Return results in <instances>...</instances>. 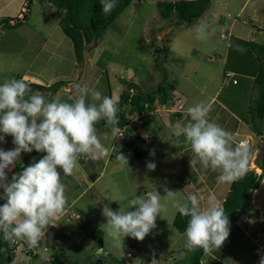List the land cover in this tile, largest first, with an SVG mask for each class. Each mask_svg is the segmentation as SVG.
Segmentation results:
<instances>
[{
  "label": "rangeland",
  "instance_id": "374dc122",
  "mask_svg": "<svg viewBox=\"0 0 264 264\" xmlns=\"http://www.w3.org/2000/svg\"><path fill=\"white\" fill-rule=\"evenodd\" d=\"M162 1L174 0H133L122 10L97 39V45L89 51L86 79L79 86L86 85L90 90L118 100L119 94L131 81L138 83L145 92L154 90L158 83H173L174 90L167 103L154 102V108L148 111L152 118L162 124L166 118L171 120V116H167L174 114L171 110L177 104L171 102L176 101L175 92L181 95L184 102L182 109L186 110L200 101L207 102V98L218 90L215 101L221 102L224 109H219L218 102H215L209 115L218 112L227 118L226 124H221V127L238 128L244 121L249 122L250 128L252 119L256 125L263 127L264 120L260 122L254 119L249 110L257 99V89L250 78L257 67L251 43L264 44V0H210L202 15L189 24L176 21L175 17L161 18L156 5ZM25 4L26 0H0V20L7 15H17L25 9ZM29 10L27 22L20 26L2 30L0 24V84L17 76L27 77L29 82L42 85L59 80L74 83L78 72L75 75L67 73L70 60H75L72 42L53 15L56 8L47 0H32ZM199 22L209 26L210 35L206 40L196 38L194 26ZM61 60H66L62 66ZM78 69L81 73L82 66L78 65ZM228 69L237 70L234 78L239 79V84L234 85L232 78H225ZM242 84H245L244 87ZM69 85L67 83L62 87L66 89L60 88L54 93H40H44L48 101L58 98L61 102L72 103L76 93ZM86 100L91 102L90 95ZM233 112L234 117L230 116ZM221 116L219 123L224 122ZM129 121L141 123L138 116H131ZM159 122L155 124L156 134L143 128L135 130L147 140L156 135L148 154L140 155L138 148L133 151L132 147H127L120 140L124 133L122 129L113 136L111 126L104 125L96 128L97 135L101 143L109 148L110 155L98 162L95 160V163L86 161L82 164L78 161L71 176L63 175L62 170L58 169L65 186L67 205L70 211L81 216L80 223L63 220L72 233V237L67 238L70 240L69 246L61 244L65 264H151L153 256L158 264H189L190 252L185 248V232L181 233L173 226L177 210L170 200L161 201L166 207L157 217L156 228L143 241L125 237L123 249L114 246L102 226L106 223L102 215L104 205L114 211L135 210L130 209L133 198H146V194L155 189L161 195L165 194V187L177 191L176 199L182 202L189 195L196 194L202 207L208 205L209 197H213L219 205L226 196L230 183H218V171L204 170L199 164L195 168L190 167L193 153L189 145L182 144L187 148L183 150L185 155L175 152L177 156H174V148L183 147L176 138L161 139ZM162 130L170 137L168 129L164 127ZM236 132L238 138H242L240 142L248 143L243 138L245 134L238 129ZM251 137L250 147L255 139L253 134ZM180 138L184 140L183 136ZM11 140L10 135L5 136L4 142H0V149L4 150ZM258 143L262 146V140H258ZM124 147L128 166H121L115 159ZM259 148L251 152L249 168L257 174L262 171L254 162L261 150ZM80 158L84 159V156ZM150 162L156 164L155 170L147 168ZM200 187L203 190H198ZM254 212L250 205L242 215L250 226L247 220L242 225L239 217L229 226L230 235L221 248L206 254L202 264H206L207 257L217 259V252L220 254L219 264H222L224 254L226 264H259L264 256V234L260 232L262 236H258L257 225L252 224V220L256 221ZM94 228L101 231V236H92ZM46 234L56 238L54 230L50 229ZM99 247L104 249L101 255H97ZM127 252L132 257H126ZM257 253L258 257L254 258ZM218 260L213 262L218 264ZM11 264L43 263L16 249Z\"/></svg>",
  "mask_w": 264,
  "mask_h": 264
},
{
  "label": "clouds",
  "instance_id": "9594fccd",
  "mask_svg": "<svg viewBox=\"0 0 264 264\" xmlns=\"http://www.w3.org/2000/svg\"><path fill=\"white\" fill-rule=\"evenodd\" d=\"M100 3L105 14L116 6V0H100ZM208 27L205 22L194 26L198 40L208 38ZM227 73L232 75L227 76ZM234 75L229 71L225 73L228 79ZM27 81V77L11 78L0 84V133L3 134L0 142L10 135L15 145L12 150L0 149V189H3L0 199L5 201L0 205V232L5 241L22 240L33 248L45 235V229L49 225L55 226L53 220L64 213L68 203L58 169L63 175L71 176L77 162H83L80 157L98 160L110 155L109 148L97 135L96 124L104 120L116 136L119 102L86 85L76 87L72 103L61 102L58 98L48 101L44 93L32 91ZM232 81L237 82L236 79ZM89 95L90 103L86 100ZM177 98L184 104L180 94ZM210 111V103H195L186 110L187 122L178 121L172 131L176 137L183 136L189 145L193 153L189 161L191 168L199 164L204 170L218 171V183H232L249 171L251 147L247 143L239 144L241 139L234 146L232 133L209 120ZM33 150L46 155L22 166L9 181L6 169L15 167L21 153ZM115 159L121 166L129 164L122 152H118ZM147 168L155 170L156 164L150 162ZM164 193L161 195L155 189L148 192L146 198L136 196L130 208L135 210L114 211L104 205L102 215L106 223L102 226L116 248L123 249L125 237L143 241L156 228L157 217L166 207L162 200L172 201L180 215L189 217L185 230V248L189 252L202 248L209 253L221 248L230 235V222L224 208L213 197H209L208 205L202 207L196 194L182 202L176 199L177 191L165 187ZM103 253V247L97 248V255ZM151 264H158L155 256ZM259 264H264V256Z\"/></svg>",
  "mask_w": 264,
  "mask_h": 264
},
{
  "label": "trees",
  "instance_id": "16d2710c",
  "mask_svg": "<svg viewBox=\"0 0 264 264\" xmlns=\"http://www.w3.org/2000/svg\"><path fill=\"white\" fill-rule=\"evenodd\" d=\"M51 5L56 8V12L53 14L59 26L66 36L71 39L73 52L77 65L83 63L82 53L84 49L89 51L97 45V39L102 36L106 31L107 26L113 22V20L125 9L133 0H116V6L107 14L104 13L100 0H47ZM32 0H26L25 9L21 10V16L4 17L0 20L2 29L10 27H17L27 22L30 4ZM210 0H174V1H162L156 5L158 14L163 19H171L175 17L176 21L181 23H192L197 20L202 13L208 8ZM13 21V22H11ZM93 38H96V42L93 45L86 46ZM251 49L254 50L257 59V67L254 73V85L257 89L256 103L251 106V115L254 119L260 122L264 120V44L251 43ZM81 74V73H80ZM21 76H17L16 79H21ZM233 78V77H232ZM32 91L35 92H56L61 87L66 86V82L59 80L49 85H42L38 83L28 82ZM75 90V89H72ZM174 90L173 83H158L156 88L152 91L145 92L139 88L138 83L133 81L129 82L124 90L119 94L118 107L119 111L117 117L119 124L117 127L124 131L120 140L125 142L126 146L132 147L133 151L136 147H139V151L142 155L150 153L147 139L135 130L143 128L146 132H153L155 129L154 118L148 113L150 109L154 108V102L156 99L162 104L167 103L171 98V91ZM172 101L171 103H175ZM174 105V104H173ZM180 111L175 112L177 114ZM131 116H138L141 119V123L130 122ZM152 118V121H150ZM253 121V119H252ZM250 128L258 136L264 139V126L259 127L255 124V120L252 122ZM151 122L154 125H150ZM106 125L104 120L97 122L96 128ZM132 128V129H131ZM129 133L125 135V133ZM125 149H120V152L125 153ZM46 153H38L33 150L31 153H27L23 156L22 162L17 165V172L22 170V166L26 167L41 159ZM262 169L260 174L255 173L253 170L249 171L235 182L230 183L226 196L221 200L219 206L223 207L225 214L229 219V226L234 223L243 212L251 205L252 195L254 190L259 186L264 175V153L258 163ZM11 179V177H10ZM2 201H0V205ZM189 217H185L179 214L177 211L173 218V226L181 233H184L188 223ZM67 219L59 218L58 226L54 228L56 239L50 241L52 253L47 257L46 262L40 261L43 264H65L63 248L64 237L67 236L64 231L66 227L60 228V221ZM80 223V222H78ZM83 223V222H81ZM101 231L98 228H94L92 236L97 238L101 236ZM53 235V234H52ZM55 238V237H54ZM205 254L202 248H197L189 254V264H201V259ZM15 256V248L10 242L3 239V233L0 232V264H11ZM29 258H36L34 256Z\"/></svg>",
  "mask_w": 264,
  "mask_h": 264
},
{
  "label": "crops",
  "instance_id": "0c3cea01",
  "mask_svg": "<svg viewBox=\"0 0 264 264\" xmlns=\"http://www.w3.org/2000/svg\"><path fill=\"white\" fill-rule=\"evenodd\" d=\"M23 9V8H22ZM21 13H20V11L18 12V16L20 15ZM17 15H11V16H6V17H15V16H17ZM119 16V15H118ZM117 18V17H116ZM2 30H5V29H2ZM68 61V60H67ZM66 62V60H61L60 61V66H62V64L63 63H65ZM70 63H71V65L70 66H68V71H67V73H69V74H71L72 73V75H75L76 74V72H78V78H79V73H80V71H79V69H78V65H77V62H76V60H70ZM232 72L233 71V73L234 72H236L237 70L236 69H228V70H226V72ZM255 71V70H254ZM225 72V73H226ZM253 73H255V72H253ZM224 76H225V74H224ZM236 76V74L234 75V77ZM76 77V78H77ZM232 78V79H235V78ZM249 77V76H248ZM77 78V79H78ZM226 78V77H225ZM250 78H252V80L254 79V75H251L250 74ZM86 79V78H85ZM228 79V78H227ZM232 79H231V81H232ZM237 80V79H236ZM27 82H29V81H27ZM71 84V82H68V84ZM232 83H233V81H232ZM240 83V81H239V79L237 80V82L236 83H233L234 85H237V84H239ZM254 83V82H253ZM39 84V83H38ZM244 85L245 84H242V86L244 87ZM254 85V84H253ZM64 87V86H63ZM62 88V87H61ZM62 89H66V87L65 88H62ZM71 92V91H70ZM73 92V91H72ZM217 92H218V90L217 91H215L212 95H210L208 98H207V102L208 103H210L211 105L213 104V103H215V102H218V105L219 106H217L219 109H221V110H223L224 109V105H222V103L221 102H219V101H215V97H216V95H217ZM175 94L177 95L178 93H176L175 92ZM156 102H160V101H156ZM184 103V102H183ZM183 106H184V104H183ZM187 110V109H186ZM186 110H183L182 109V111L181 112H178L177 114H175V112H173L174 114L173 115H169V116H167V117H170L171 116V120H170V118H166L165 119V121H164V123L162 124V123H160L156 118H154L155 120H154V123H156V122H159L160 124H161V128H160V130H159V134H160V136H161V139L162 140H164V139H172V138H176V141H178L179 142V144L183 147V148H181V149H177L176 147L174 148V156H177L176 155V153L175 152H177V153H179V154H182V155H185V154H183V150L184 151H186L187 150V148H185L182 144H184L185 142H184V140L182 139V138H180L179 139V137H176L174 134H173V131H172V129H173V126L179 121V122H184V123H186L187 122V120L189 119V117L187 116V113H186ZM220 114L218 113V112H214V113H212V115H209V120L211 121V122H214V123H216V124H218V125H223L224 126V124H226V120H227V118H223L221 115V119L223 120L224 119V122L222 123H219V121H220V116H219ZM230 116H232V117H234L235 116V113L233 112ZM240 120V119H239ZM238 120V121H239ZM152 124H150V125H154V123L153 122H151ZM229 123V122H228ZM227 123V124H228ZM243 124H241L238 128H236V126H232V127H230V128H228V126L227 127H222L223 129H225L226 131H228V132H232V135H233V137H234V144H238V141L240 140V139H242V138H238L239 136H238V133L236 132V130L238 129V131H240L242 134H245V137H243L245 140H247L248 141V143H247V145L249 144V140H253V138L251 137L252 136V134H253V136H254V144L252 145L251 144V148H252V150H251V152L252 153H254V151H255V149H258L259 148V146H260V148H259V150L261 149V145H260V143H258V140H262V145L264 144V139H262L261 138V136H258V135H256L255 134V132L253 133L252 132V130H251V128H249V122H246V123H244V121L242 122ZM221 125V126H222ZM166 128V130L168 129L169 131H170V133H169V135H170V137H168L167 135H165L166 134V131H163L162 129L163 128ZM155 134H156V130L154 129V131H153ZM149 134V133H148ZM164 134V135H163ZM156 139V135H155V137L154 138H150V139H148L147 140V143H148V145H149V149H150V147H151V144L152 143H154V140ZM15 147V145L13 144V138H12V140L8 143V145L5 147V151H7V150H12L13 148ZM139 149V147H136V149ZM124 149L126 150V147H124ZM134 150V151H137V150ZM151 150V149H150ZM169 150H171L172 151V149H169ZM257 152V151H256ZM141 153V152H140ZM251 153V154H252ZM27 153H21V157H20V160L16 163V165H15V167H13V168H11V170H8V169H6V173H7V176H8V180L10 181L11 179H10V177H12V175H14L15 174V172H17V171H15V170H17V165L18 164H20L21 162H22V158H23V156L24 155H26ZM142 155V154H141ZM137 156H139V155H137ZM190 157V156H189ZM191 158V157H190ZM99 160H101V159H98V160H96L97 162L99 161ZM86 161H90V162H93V163H95L96 161L95 160H92V159H90V158H87V157H84V159H83V162H81L82 164H84V163H86ZM254 162H255V159H254ZM257 168L260 170V168H259V166H257ZM94 173V175H96L97 176V173L96 172H93ZM259 173H261V171H259ZM258 173V174H259ZM189 183V182H188ZM199 184H201V182H199ZM194 185L195 184H193V189H194ZM203 185H201V187H202ZM199 188L198 190H201L202 188ZM203 190V189H202ZM196 191V189H194V192ZM2 192H3V189H0V194H2ZM74 199H76V198H74ZM204 199H206V198H204ZM0 201H2L1 202V204H3V203H5V201L4 200H2V199H0ZM251 205L253 206V209H254V213L253 214H255V216H256V221H254V220H252V224H255V225H257V227H256V229L258 230V236H262V234H260V232H262L263 234H264V175H263V178H262V180H261V182H260V184H259V186L254 190V192H253V195H252V202H251ZM67 206H69V205H67ZM242 215H244V213L242 214ZM240 220H241V224L242 225H244V222H245V220H247L246 219V217L244 216H241L240 217ZM67 222H69V221H67ZM59 224H60V228L61 227H67L66 225H65V222L64 221H60L59 222ZM247 225L248 226H250V223H248V220H247ZM75 226H77V225H75ZM233 236V235H232ZM67 238H71V237H64V239H63V244L66 246V245H68L69 246V244H70V240L69 239H67ZM206 254H209V253H205L204 255H203V257H202V259L204 258V256L206 255ZM219 253L217 252V255H216V258L217 259H211V258H209V257H207V260H206V264H215L213 261H216L217 262V260H218V257H219ZM258 255H259V253H257L255 256H254V258H257L258 257ZM132 257V256H131ZM209 258V259H208ZM223 262H222V264H226V260H227V257H226V255L224 254L223 255ZM202 259H201V264H202ZM39 260V259H38ZM40 261V260H39ZM99 263H100V261H99ZM217 264V263H216ZM218 264H219V260H218ZM239 264V263H238Z\"/></svg>",
  "mask_w": 264,
  "mask_h": 264
},
{
  "label": "built area",
  "instance_id": "2783aa9c",
  "mask_svg": "<svg viewBox=\"0 0 264 264\" xmlns=\"http://www.w3.org/2000/svg\"><path fill=\"white\" fill-rule=\"evenodd\" d=\"M231 73H227V76H231ZM176 106H173L174 110H171L172 112H177V111H181L182 110V100L180 98L176 99ZM239 144H243L242 142H239ZM65 218L67 219L69 222H72L73 220L77 221V223L79 222L81 216L79 214H76L75 212L70 211V209L68 207L65 208V211L62 215L56 217L53 220V224L55 226L49 225L47 229H45V235L42 237V239L38 242L37 246L30 248L27 243H25L24 241H17L15 243H11L10 244L16 249H20V251L22 253H24L26 256L28 257H36L38 258L40 261H45L47 257L50 256V254L52 253L51 246L49 245L50 241L55 240L56 238H50V234L47 236L46 233H49V230H54V228L59 227L58 226V219L59 218ZM64 233L67 236L71 235V232L66 229L64 231ZM48 241V243H47ZM127 257L131 256V253L127 252L126 254Z\"/></svg>",
  "mask_w": 264,
  "mask_h": 264
},
{
  "label": "water",
  "instance_id": "95a60500",
  "mask_svg": "<svg viewBox=\"0 0 264 264\" xmlns=\"http://www.w3.org/2000/svg\"><path fill=\"white\" fill-rule=\"evenodd\" d=\"M95 42H96V38H93L92 41L89 42L86 46L93 45ZM82 57H83V63H82L81 74H80L79 78L74 83H71L69 85L72 89L83 84L85 81V78H86V70H87V65L89 62V50L88 49L83 50ZM263 153H264V144H263V148L259 151L257 157L255 158V164L256 165H258L259 159L263 156Z\"/></svg>",
  "mask_w": 264,
  "mask_h": 264
}]
</instances>
